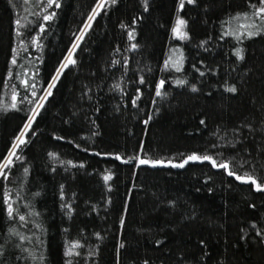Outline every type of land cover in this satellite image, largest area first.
<instances>
[{
    "label": "trees",
    "instance_id": "16d2710c",
    "mask_svg": "<svg viewBox=\"0 0 264 264\" xmlns=\"http://www.w3.org/2000/svg\"><path fill=\"white\" fill-rule=\"evenodd\" d=\"M99 2L0 0V166ZM103 5L0 175V264H264V0Z\"/></svg>",
    "mask_w": 264,
    "mask_h": 264
},
{
    "label": "rangeland",
    "instance_id": "374dc122",
    "mask_svg": "<svg viewBox=\"0 0 264 264\" xmlns=\"http://www.w3.org/2000/svg\"><path fill=\"white\" fill-rule=\"evenodd\" d=\"M106 0H100V2L98 3V5L100 4H104ZM189 1V0H187ZM193 2V0H192ZM97 7L95 8V10L93 11L91 17L93 19V17L95 16L94 13L96 14L98 11H100L102 9V7ZM91 19V20H92ZM91 20L89 19V21L87 22L86 26L84 27L83 31L81 32V34L77 37V39L75 40L69 54L67 55L66 59L63 61L62 65L66 64L67 60L69 59V57L72 58V53L74 51V49L76 48L78 42L80 41V39L82 38L85 30L87 29L88 25L90 24ZM180 21H183V23L181 24ZM173 35L175 37H178L179 39H183L185 37H187V32H186V21L179 15L176 16L175 18V21H174V26H173ZM177 57V54H175V58ZM61 65V66H62ZM63 68L60 67L58 73H60V71L62 70ZM59 74L56 75L54 81L56 80V78L58 77ZM54 81L51 83V85L49 86L48 90L46 91V93L42 96V98L39 100L37 106L35 107L29 121L27 122V124L25 125V127L23 128V130L21 131V133H24V135L21 137V133L19 134V136L17 137V139L15 140L14 142V145L12 147V149L10 150L9 154L7 155L6 159L3 161L2 165L0 166V173L3 172V170L6 168L4 167V165L6 164L7 161L11 160V163L13 161V157L16 153V150L18 148V146L21 144L19 141L20 139H23L24 141V137H25V134L30 126V124L32 123L34 117H35V114L36 112L38 111V109L40 108V106L42 105V103L44 102L52 84L54 83ZM1 175V174H0Z\"/></svg>",
    "mask_w": 264,
    "mask_h": 264
},
{
    "label": "snow or ice",
    "instance_id": "6c2138e0",
    "mask_svg": "<svg viewBox=\"0 0 264 264\" xmlns=\"http://www.w3.org/2000/svg\"><path fill=\"white\" fill-rule=\"evenodd\" d=\"M54 2H55V0H49V3H50V4H51V3H54ZM113 2H115V0H113ZM189 2L191 3L192 0H189ZM58 6H59V5H57V7H58ZM103 6H104L103 4L98 5V7H103ZM181 7H183V2L181 3ZM260 12H261V13H264V8H261V9H260ZM94 15H95V13H94ZM50 18H51V17H45V19H50ZM89 19L91 20L92 17H90ZM17 23H19V21H17ZM180 23L182 24L183 21H180ZM88 26H90V25H88ZM249 34L251 35V33H249ZM130 35H131V34H130ZM13 63H15V60H13ZM68 64H75V60H73V59H71V57H69V59L67 60L66 64L62 65L61 68L67 67ZM58 74H59V73H58ZM161 85H163V81H161ZM194 90H195V89H194ZM229 91H235V89L232 88V89H229ZM156 94H157L158 96L161 95V93H160L159 90H157V93H156ZM23 135H24V133H21V137H22ZM19 142H20V143H24L23 139H20ZM117 159H119V157H117ZM188 160H211V157H208V156L198 157V156L193 155V156H189V157L184 161V163H187ZM126 162H127V161H126ZM148 162H149V161H147V160H140V163H141V164L148 163ZM161 163H162V162H161ZM212 163L215 165V161H212ZM10 164H11V160L7 161L6 164L4 165V167H7V166L10 165ZM176 166L183 167L184 164L182 163V164H180V165H176ZM220 167L227 168V165H225V164H221ZM0 174H2V173H0ZM232 174H233V173L229 172V175H232ZM236 178H237V179H243L242 177H239V176H237ZM108 179H111V177H110V176H106V177H105V180H108ZM248 179L251 180L250 177H249ZM252 182L255 183L254 180H252ZM257 188L259 189V188H260V185H257ZM9 214H11V206H9ZM20 219L23 220L24 217L21 216ZM69 254H71V252H69Z\"/></svg>",
    "mask_w": 264,
    "mask_h": 264
}]
</instances>
